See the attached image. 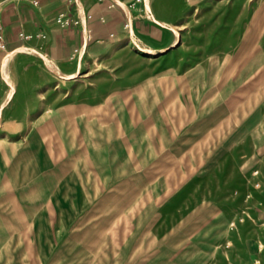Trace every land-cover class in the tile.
<instances>
[{
    "label": "rangeland",
    "instance_id": "rangeland-1",
    "mask_svg": "<svg viewBox=\"0 0 264 264\" xmlns=\"http://www.w3.org/2000/svg\"><path fill=\"white\" fill-rule=\"evenodd\" d=\"M140 1L2 52L0 264H264V0Z\"/></svg>",
    "mask_w": 264,
    "mask_h": 264
},
{
    "label": "crops",
    "instance_id": "crops-1",
    "mask_svg": "<svg viewBox=\"0 0 264 264\" xmlns=\"http://www.w3.org/2000/svg\"><path fill=\"white\" fill-rule=\"evenodd\" d=\"M31 1L32 0H0V2H2L0 24L2 26L3 34L7 44V48L5 50L14 49L18 46L17 44L19 43V40H22L19 37V32L30 34L32 35V39H34L36 37V34L40 32L42 23H52L54 21V18L58 14H60L61 12H68V6L71 5L74 1H78L80 3L82 7V15L84 16L86 14L87 16L83 17L85 18L84 22L87 20L86 18L97 19L98 17H101V12L104 8H113L116 6L115 4H111V6H109L108 0H106V2L104 3H102L101 0H36V4L32 3ZM151 4V0H149V10H147L144 4V0H141L139 3H135L133 5V8H130V11L132 13H135L132 15V17L130 16V21L128 23L130 29L132 27L134 31L133 20L142 17L144 13L147 14L148 11L151 10ZM109 13L112 14V16L116 14L115 8L111 9ZM103 17L106 18L107 15H103ZM95 21L97 23H100L99 20ZM5 50H0V56ZM19 169L20 167L16 168L15 175H9L6 168V171L4 172L0 170V184L2 185V187L0 186V239L9 238L10 235L14 234L15 230L18 231L24 226L21 223L23 218L20 219V222L18 221L15 224H9L7 217L8 215L14 214H16L17 216H25L23 202H21V206H17L20 210H18L16 213H10L9 210H7L8 208L6 206L2 207L5 203V201L3 200L9 197V194L6 193V184L10 181L15 184L14 188L16 193L15 195L12 194L11 197H16L17 199L24 198V194L26 191L25 182L23 175H21L22 172ZM3 184H5L4 187ZM17 203L19 204V202ZM3 208H5L6 210L4 211ZM2 232L3 234H1ZM33 236L34 240L36 241V239H38V235H36L34 232ZM9 262L10 260L7 261L6 264H8Z\"/></svg>",
    "mask_w": 264,
    "mask_h": 264
},
{
    "label": "built area",
    "instance_id": "built-area-1",
    "mask_svg": "<svg viewBox=\"0 0 264 264\" xmlns=\"http://www.w3.org/2000/svg\"><path fill=\"white\" fill-rule=\"evenodd\" d=\"M19 1V0H17ZM138 1V0H137ZM32 3L36 4L37 1L36 0H32ZM1 9H2V2H0V13H1ZM57 20L59 22H61V24L63 26L68 25L69 20H68V16L66 15V13H60ZM19 37L20 38H31L32 35L30 34H24L23 32H19ZM7 48V44H6V40L3 34V29L2 26L0 24V50H5ZM263 226H264V222H263Z\"/></svg>",
    "mask_w": 264,
    "mask_h": 264
},
{
    "label": "bare ground",
    "instance_id": "bare-ground-1",
    "mask_svg": "<svg viewBox=\"0 0 264 264\" xmlns=\"http://www.w3.org/2000/svg\"><path fill=\"white\" fill-rule=\"evenodd\" d=\"M148 1V0H147ZM147 8V7H146ZM168 48H162V51L167 50ZM147 50V54H155V50L154 49H146Z\"/></svg>",
    "mask_w": 264,
    "mask_h": 264
}]
</instances>
